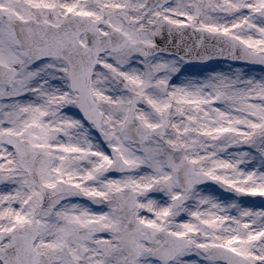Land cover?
I'll list each match as a JSON object with an SVG mask.
<instances>
[{"label": "snow or ice", "instance_id": "1", "mask_svg": "<svg viewBox=\"0 0 264 264\" xmlns=\"http://www.w3.org/2000/svg\"><path fill=\"white\" fill-rule=\"evenodd\" d=\"M216 59L264 0H0V264H264V75Z\"/></svg>", "mask_w": 264, "mask_h": 264}, {"label": "rangeland", "instance_id": "2", "mask_svg": "<svg viewBox=\"0 0 264 264\" xmlns=\"http://www.w3.org/2000/svg\"><path fill=\"white\" fill-rule=\"evenodd\" d=\"M185 67L188 69V75L195 76V77H203L207 75L209 72H211L213 69L216 72H229L234 70L235 68L239 67L242 68L245 72L250 73L253 76L260 77L264 75V69L253 67L250 65H238L233 64L228 61H215L213 63H209L202 66H196V65H185ZM215 187V186H213ZM228 195V194H225ZM244 200H254L253 198H242ZM260 205L257 203L256 207H259Z\"/></svg>", "mask_w": 264, "mask_h": 264}, {"label": "water", "instance_id": "3", "mask_svg": "<svg viewBox=\"0 0 264 264\" xmlns=\"http://www.w3.org/2000/svg\"><path fill=\"white\" fill-rule=\"evenodd\" d=\"M195 41V38H193V42ZM217 60H224V59H216V60H211V61H208L207 63H212V62H215ZM228 61V60H227ZM230 62H233V61H230ZM207 63H199V62H193V64H196V65H204V64H207ZM235 64H243V62H233ZM252 66H255V67H260V68H263L264 69V66H260V65H252ZM255 201H259L260 198H253Z\"/></svg>", "mask_w": 264, "mask_h": 264}]
</instances>
